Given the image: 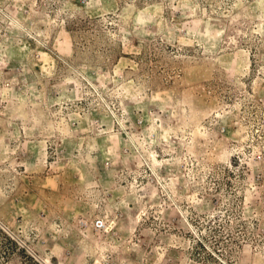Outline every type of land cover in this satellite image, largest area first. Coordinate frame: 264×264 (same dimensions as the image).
Instances as JSON below:
<instances>
[{
	"label": "rangeland",
	"instance_id": "1",
	"mask_svg": "<svg viewBox=\"0 0 264 264\" xmlns=\"http://www.w3.org/2000/svg\"><path fill=\"white\" fill-rule=\"evenodd\" d=\"M0 264H264V0H0Z\"/></svg>",
	"mask_w": 264,
	"mask_h": 264
},
{
	"label": "built area",
	"instance_id": "2",
	"mask_svg": "<svg viewBox=\"0 0 264 264\" xmlns=\"http://www.w3.org/2000/svg\"><path fill=\"white\" fill-rule=\"evenodd\" d=\"M97 225H102V222L100 220H98Z\"/></svg>",
	"mask_w": 264,
	"mask_h": 264
}]
</instances>
